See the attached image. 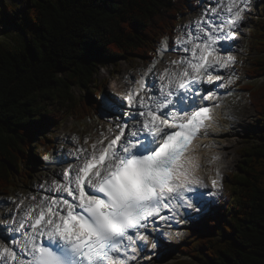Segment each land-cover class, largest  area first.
<instances>
[{
  "label": "snow or ice",
  "instance_id": "snow-or-ice-1",
  "mask_svg": "<svg viewBox=\"0 0 264 264\" xmlns=\"http://www.w3.org/2000/svg\"><path fill=\"white\" fill-rule=\"evenodd\" d=\"M249 4L215 0L194 29L190 24L172 40L171 50L181 55L157 74L158 84L148 83L154 59L121 102H101L102 111L121 110L115 131L109 127L90 147L78 146L71 153L75 164L47 188L40 185L43 195L19 201L22 215L0 231L8 241L0 245V264H134L159 224L175 221L182 210H202L200 189L209 186L199 175L197 148L215 123V89L234 83L222 73L237 63L230 42ZM169 49L164 37L156 51L162 57ZM220 179L217 172L212 189Z\"/></svg>",
  "mask_w": 264,
  "mask_h": 264
},
{
  "label": "trees",
  "instance_id": "trees-1",
  "mask_svg": "<svg viewBox=\"0 0 264 264\" xmlns=\"http://www.w3.org/2000/svg\"><path fill=\"white\" fill-rule=\"evenodd\" d=\"M20 2L15 33L0 38V194L19 181L29 183L37 156L32 148L43 146L42 157L54 148L45 143L52 141L48 136H38L39 128L58 126L67 117L82 123L99 111L106 82H96L104 60L152 61L162 38L172 45L197 0ZM14 10L6 3L0 14L12 16ZM249 36L250 52L238 72L262 76L264 56L250 53L264 54V11L251 18ZM236 83L263 122L260 142L242 150L238 170L226 174L224 196L209 205V229L192 231L174 245L183 256L200 253L206 264H264V83ZM73 87L86 95L76 96Z\"/></svg>",
  "mask_w": 264,
  "mask_h": 264
},
{
  "label": "rangeland",
  "instance_id": "rangeland-1",
  "mask_svg": "<svg viewBox=\"0 0 264 264\" xmlns=\"http://www.w3.org/2000/svg\"><path fill=\"white\" fill-rule=\"evenodd\" d=\"M20 1L0 0V10L6 3L12 4L15 9L12 16L1 12L0 38L4 35H13L15 33L12 23L13 18L20 13ZM212 6H215V0H197L195 7L182 17V22L177 28L178 34L181 31L188 30L186 26L190 24L194 29V22L200 18L201 13ZM263 11L264 0H250L248 9L244 13L245 19L238 28L237 36L234 41L230 42L231 54L236 57L237 63L233 66L231 73H222L225 76L232 75L234 83L228 85L226 89L220 88L221 92H227V101L223 104L221 111L217 113V118L211 130H209V134L201 141L203 144L199 143L198 155H202L203 152L205 153L203 156V160L207 163L205 167L208 171H211L205 177L212 179V173L216 176L218 172L221 178L218 180L219 186L216 189L211 188V192L205 196L203 204L199 205L202 208L199 213L195 211L185 213L182 210L181 214L176 217V220L168 224L167 227H163V230L160 225V229L149 237V243L145 250L137 252L134 264H176L177 260L180 259L187 260L190 264H206L205 257L200 253H197L196 257L183 256L174 245L184 242L192 231H205L209 229L206 222V216L212 215V213H208V209H210L209 205L211 203L218 205L216 199L224 196L226 174L238 170L240 152L242 150L260 142V127L263 122L258 119L257 112L247 102V92L241 88H237L238 83L236 82L256 85L264 83V75L250 76L238 72V66L243 62L242 58L247 57L248 52H250L248 50V40L250 38L251 18L255 19L259 17V14L263 13ZM180 55L179 52L171 50V45L169 50L163 52L162 57L156 51L153 55V60L155 59L158 62L154 72L148 76V83L151 79L152 82L155 81L158 84L157 74L163 71L164 68L169 67L168 62L170 60H178ZM250 56L263 57L264 54L253 51L250 53ZM151 64L141 58H134L131 61L126 59L103 61L96 82V84H100L103 81L106 82L103 88L104 94L101 98H98L99 111L90 118L85 119L82 123H78L74 118L67 117L58 126L47 124L38 129V136H48L52 141H45V143L53 145L54 148L50 149L44 157L38 152L39 150H43V146H39L36 149L32 148L35 150L37 156L33 162L35 170L30 172V177L27 179L29 183L25 185L19 181L8 194H0V217L4 215V212L6 213V218H11L13 214L14 216L18 213L21 214L23 210L17 208L19 201L32 195H36L38 198L43 195L44 190L40 188V185L43 184L47 188L53 179L60 178L59 174L70 163L75 164L71 153L78 146L90 147L93 141L100 139L101 132L109 135V127H113V131H115L114 125L121 116V110L117 108L113 112L102 111L101 102L108 97L114 98L118 103L121 102L124 93L135 85L136 80ZM243 76L249 77L251 80L245 78V83H243ZM149 84L151 85V83ZM91 88H93V85ZM72 91L76 96L86 95V91H83L82 88L73 87ZM126 109L127 104L125 102L124 110ZM124 118L126 119L127 117L125 116ZM73 137H78L79 139L73 140ZM85 137L88 138L87 145L84 144ZM200 161H202L201 158H199ZM29 202L31 201L25 199V204ZM215 205L212 206L213 210L218 208ZM9 213L12 215H8ZM2 222L4 223L0 218L1 231H3ZM160 233H167V235H161ZM153 243H156V247H151Z\"/></svg>",
  "mask_w": 264,
  "mask_h": 264
},
{
  "label": "bare ground",
  "instance_id": "bare-ground-1",
  "mask_svg": "<svg viewBox=\"0 0 264 264\" xmlns=\"http://www.w3.org/2000/svg\"><path fill=\"white\" fill-rule=\"evenodd\" d=\"M118 91V90H117ZM117 93V92H116ZM96 94V93H95ZM48 187V186H47ZM8 215H12L11 213H9ZM6 213L4 212V215H3V219L6 218ZM152 247V246H151Z\"/></svg>",
  "mask_w": 264,
  "mask_h": 264
}]
</instances>
